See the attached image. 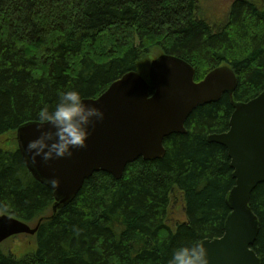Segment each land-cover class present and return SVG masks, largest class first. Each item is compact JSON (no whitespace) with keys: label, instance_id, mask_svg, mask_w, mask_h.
<instances>
[{"label":"trees","instance_id":"obj_1","mask_svg":"<svg viewBox=\"0 0 264 264\" xmlns=\"http://www.w3.org/2000/svg\"><path fill=\"white\" fill-rule=\"evenodd\" d=\"M200 2L0 0V215L32 225L53 215L54 190L30 173L16 133L39 122L40 108L53 107L60 92L98 98L128 72L146 75L163 54L192 65L197 82L222 65L238 77L232 96L199 106L186 134L166 138L163 159L139 158L121 179L94 173L41 223L21 257L0 244V264H167L178 246L224 235L236 181L228 150L209 136L228 131L236 105L264 92V0H235L221 25ZM176 192L186 221L172 228ZM250 207L260 220L253 249L264 264V183Z\"/></svg>","mask_w":264,"mask_h":264},{"label":"water","instance_id":"obj_2","mask_svg":"<svg viewBox=\"0 0 264 264\" xmlns=\"http://www.w3.org/2000/svg\"><path fill=\"white\" fill-rule=\"evenodd\" d=\"M185 60L163 54L153 59L149 80L131 71L114 81L98 98H86L105 113V119L90 128L85 149H74L71 158L33 163L25 152L30 139L38 137L33 121L17 130V141L25 164L33 177L43 183L59 180L53 188V215L43 217L35 227L11 215H0V243L21 235H36L45 220L55 217L68 205L94 173L103 171L121 179L128 164L139 158L146 161L166 156L165 140L173 134H186L185 123L199 106L215 103L224 94L233 95L238 87L236 73L228 66L212 70L201 82ZM153 90V91H152ZM223 145L234 170L235 186L227 202L231 209L225 233L204 240L210 264H261L253 246L260 230V220L250 207L254 190L264 183V92L236 105L229 130L209 136ZM39 159V158H38Z\"/></svg>","mask_w":264,"mask_h":264},{"label":"clouds","instance_id":"obj_3","mask_svg":"<svg viewBox=\"0 0 264 264\" xmlns=\"http://www.w3.org/2000/svg\"><path fill=\"white\" fill-rule=\"evenodd\" d=\"M104 119V111L86 103L78 90L62 91L53 107L40 108L36 126L39 135L28 141L25 152L33 163L71 158L74 149L88 147L90 128ZM49 183L55 188L59 180L52 178ZM167 264H210L207 248L199 240L182 244L173 250Z\"/></svg>","mask_w":264,"mask_h":264},{"label":"rangeland","instance_id":"obj_4","mask_svg":"<svg viewBox=\"0 0 264 264\" xmlns=\"http://www.w3.org/2000/svg\"><path fill=\"white\" fill-rule=\"evenodd\" d=\"M202 11L207 20L212 24H223L231 10L234 0H200ZM186 221V215L181 194L176 192L170 209L168 224L174 228L179 223ZM34 237V236H31ZM35 244L34 238L30 236H18L12 240L2 244V249L13 251L15 255L21 257V253L28 247H33ZM26 245V246H24Z\"/></svg>","mask_w":264,"mask_h":264}]
</instances>
